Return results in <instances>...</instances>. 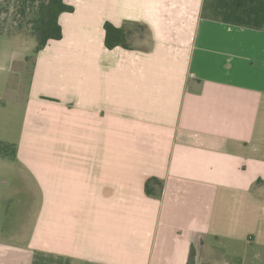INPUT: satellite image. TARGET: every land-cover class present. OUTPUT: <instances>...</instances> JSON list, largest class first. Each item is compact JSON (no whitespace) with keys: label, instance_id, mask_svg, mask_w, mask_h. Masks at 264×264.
<instances>
[{"label":"crops","instance_id":"crops-1","mask_svg":"<svg viewBox=\"0 0 264 264\" xmlns=\"http://www.w3.org/2000/svg\"><path fill=\"white\" fill-rule=\"evenodd\" d=\"M65 1L63 37L27 50L28 125L7 161L44 208L28 240L0 238V264L260 259L264 28L204 18V0ZM106 22L128 48L106 46Z\"/></svg>","mask_w":264,"mask_h":264},{"label":"rangeland","instance_id":"rangeland-1","mask_svg":"<svg viewBox=\"0 0 264 264\" xmlns=\"http://www.w3.org/2000/svg\"><path fill=\"white\" fill-rule=\"evenodd\" d=\"M15 4V0H0V140L12 143L22 138L28 125L26 73L30 70L29 56L34 52L33 44L24 46L21 38L17 40L15 34H10L19 24L13 20ZM7 161L0 159V238L22 243L32 236L38 215L43 212L44 190L27 166ZM249 254L246 250L245 264H264V254L260 259Z\"/></svg>","mask_w":264,"mask_h":264},{"label":"trees","instance_id":"trees-1","mask_svg":"<svg viewBox=\"0 0 264 264\" xmlns=\"http://www.w3.org/2000/svg\"><path fill=\"white\" fill-rule=\"evenodd\" d=\"M16 10L13 20L19 24L13 27L10 34L20 39L24 46L31 44L34 51L42 50L50 40L61 39L63 28L60 15L72 12L74 7L65 0H15ZM202 17L218 20L253 29L264 28V0H204ZM3 30L0 29V33ZM105 43L108 48L123 46L128 48L126 31L111 22L105 23ZM3 34V33H2ZM1 34V35H2ZM28 34V36H27ZM26 35L27 39L23 40ZM34 39L36 42L31 43ZM17 145L0 140V159L15 160ZM162 181L157 177L146 180L145 191L148 195L157 196L162 189Z\"/></svg>","mask_w":264,"mask_h":264}]
</instances>
